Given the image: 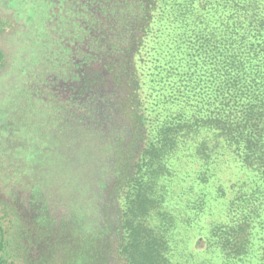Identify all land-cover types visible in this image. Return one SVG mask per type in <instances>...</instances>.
<instances>
[{
    "label": "trees",
    "instance_id": "trees-1",
    "mask_svg": "<svg viewBox=\"0 0 264 264\" xmlns=\"http://www.w3.org/2000/svg\"><path fill=\"white\" fill-rule=\"evenodd\" d=\"M35 5L33 19L54 31L47 47L60 48L52 77L70 94L38 99L53 98L69 118L85 108L66 132L73 174L84 170L83 146L104 143L96 188L69 203L68 219L33 215L38 232L57 233L54 245L66 235L53 247L56 264H180L168 210L176 180L186 196L178 217L187 228L199 223L197 237L215 254L209 264H264V0ZM7 64L0 51V71ZM31 198L45 208L42 195ZM13 231L0 222V264H24L22 254L5 258Z\"/></svg>",
    "mask_w": 264,
    "mask_h": 264
},
{
    "label": "rangeland",
    "instance_id": "rangeland-1",
    "mask_svg": "<svg viewBox=\"0 0 264 264\" xmlns=\"http://www.w3.org/2000/svg\"><path fill=\"white\" fill-rule=\"evenodd\" d=\"M35 3L37 0H0V29L5 30L0 37V51L5 53L8 63L0 71V222L6 229L16 230L8 235L12 237L10 248L5 252L9 262L19 259L17 255L22 254L24 264H56L53 247L67 241L66 235H62L54 245L53 238L57 233L49 228L38 232L39 225H35L33 215H39L43 220L50 215L55 223L68 219L69 203L77 202L79 197L83 201V192L96 188L94 184L98 180L96 175L101 173L104 143L90 139L89 150L83 146L84 170L77 173L82 175L73 174L72 166L75 167L78 160H70L73 152H69L66 132L71 125L80 126L78 118L85 108L78 105L71 108L69 118L67 112L65 115L62 109L55 108L51 101L53 98L47 99L46 96L44 102L38 99L44 97V93L55 94L61 103L69 99L70 94L65 90V83L54 81L57 70L51 69L55 67L56 52L60 48L54 42L50 45L48 42L47 47V39H53L54 31L46 22L40 24L36 15L33 19L32 13H39ZM49 46L50 51L46 53ZM92 65L97 71L101 70V61ZM39 75L49 77L41 78ZM105 88L113 92L109 81ZM106 100H110L111 107L114 102L112 96L107 95ZM103 121L113 126L110 113L103 117ZM231 176L230 172L224 173L227 181ZM81 177H84V182ZM68 182L74 189L66 185ZM177 185L176 180L172 187L173 200L168 205V210L176 217L172 234L176 238L174 259L177 256L180 264H209L215 254L210 255L203 240L197 237L199 223L195 221L196 229L187 228L183 217H178L182 207L180 203L186 196ZM33 191L42 195L46 201L45 208L41 209L42 203L37 208L36 199L31 198Z\"/></svg>",
    "mask_w": 264,
    "mask_h": 264
}]
</instances>
